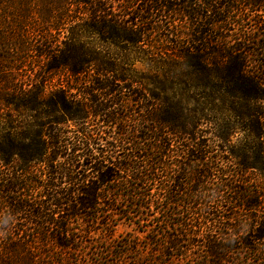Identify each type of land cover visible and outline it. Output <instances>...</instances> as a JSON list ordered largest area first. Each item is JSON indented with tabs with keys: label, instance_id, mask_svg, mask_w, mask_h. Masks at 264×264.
Wrapping results in <instances>:
<instances>
[{
	"label": "trees",
	"instance_id": "trees-1",
	"mask_svg": "<svg viewBox=\"0 0 264 264\" xmlns=\"http://www.w3.org/2000/svg\"><path fill=\"white\" fill-rule=\"evenodd\" d=\"M67 8L57 50L37 37L44 69L0 77L14 117L0 122V264H264V54L247 52L248 74L242 51L264 52L243 13L264 0H0V50L16 28L25 42L35 9L50 28ZM232 19L243 31L227 34ZM169 21L186 32L158 37L175 55L141 87L129 52ZM125 224L140 235H117Z\"/></svg>",
	"mask_w": 264,
	"mask_h": 264
},
{
	"label": "rangeland",
	"instance_id": "rangeland-1",
	"mask_svg": "<svg viewBox=\"0 0 264 264\" xmlns=\"http://www.w3.org/2000/svg\"><path fill=\"white\" fill-rule=\"evenodd\" d=\"M72 8H67L65 10H56L52 12V22L53 25L52 27L48 28L45 24L42 23V20L38 22V19L40 18L39 14H46L48 11L42 9L39 11H32V14L34 15V17L37 19L35 20V24H31V27H29L28 25V34L26 36L25 42H21V37L20 34L18 32V29L16 28V30L12 33V35H10V39H11V44H15V46L11 45V50L9 52L5 51L4 49L0 50V65H1V76L3 78V76H10L11 78H17V80H19V84H20V80L25 81L27 79L28 76L34 74V72H36L37 74H39V71L44 69V67L46 66V62L42 63V60H40V58L38 57V54L40 53V51L43 50L44 47H46L47 45H52V50H57V45L58 42H60V40L65 39L66 36V31L69 30L70 28H72V25H65L67 24L66 21L63 24V18L64 16H69L70 12H72ZM70 11V12H69ZM244 14L247 15H251V18H253L255 21L260 22L259 25H255L254 22H248L247 25H245V29L244 31H246L249 36L257 38V37H264V26L262 27L261 25L264 24V11H258V12H248L247 10L245 12H243ZM2 14V12H1ZM39 15V16H38ZM73 15V14H72ZM237 22V23H235ZM230 24L226 25V28L228 30L227 34H231V35H235L237 33L240 32V30L243 31V28H241L239 26L240 23H238V21H236V19H232V21H230ZM182 23H179L178 21H169L167 23H163V25L160 27V31H158L156 33V29L154 30L153 34H152V40L150 43V46H148V44H146L145 42L141 45H138L137 47H133L131 48L132 50L129 52L130 58L132 60V66L129 70L130 74L135 75V77L139 78H143V79H139L141 87L144 86V84H146L149 88H153L152 83H148L145 78L146 76L148 77H152L157 76L159 78V74H161L160 72L165 70L163 69V65L161 64V61L170 56V55H175V52L172 51L169 47H167L166 43L163 42L162 46L165 47V50H161V52H159L158 45L160 44L159 38L158 37H162L163 35H168V31H173L176 29H180L182 30L184 33L186 32L187 29V25L185 26L184 24L181 25ZM235 24V26H234ZM154 28V26L152 25L150 28ZM69 28V29H67ZM24 30H27V27L24 28ZM47 32V34H52L51 38L48 41L43 42L41 39H37L38 36H44L45 32ZM161 34V36H160ZM231 40V39H229ZM245 39H243L244 41ZM149 41V40H147ZM43 42V45H46L43 47V45L41 46V43ZM86 47H92L91 46V41L89 39L82 41ZM24 47H31L32 50L30 51H24L22 52V48L24 50ZM104 47V46H103ZM102 46L100 48H103ZM151 47V48H149ZM226 48H232L231 44L229 42V44H226ZM34 50H37V52L35 53ZM46 51H48L49 49H45ZM233 50V48H232ZM254 50V51H253ZM243 55H247V52H251V53H260V54H264V52H257L254 46H249L248 45L245 47V50H242ZM109 52H111L113 54V59H114V55L117 52V48H109ZM161 53V54H159ZM110 54V53H109ZM111 54V55H112ZM165 54V55H164ZM151 55L152 58L149 57H145V56H149ZM161 55L160 60L158 59ZM8 56H10L12 58L10 65H8L6 63L5 58H7ZM256 58L254 55H247L246 58V62H247V67L245 69V71H247L246 73H251V71L255 72V68H257L255 61ZM249 62V63H248ZM7 66H10L9 68H6ZM261 73V72H260ZM2 86V85H1ZM138 88L140 89L139 85H133V88ZM178 90H180V88H177ZM45 93L46 90H45ZM200 93L198 89H191L190 91L186 92V95L194 97L195 94ZM178 94H180V92H178ZM204 105V104H203ZM201 103H194V102H188V109L190 110H197L200 107L203 106ZM255 107L258 108V110L260 112H264V102L263 103H258L255 104ZM0 122L3 121V119L8 118L7 116H11V118H14L12 114H10L9 111H6L5 108L0 107ZM140 106L138 107H134V111L138 114H143L140 111ZM207 111H205L206 113V117L205 118H224L226 119L228 116H225L226 113H219L217 112L216 108H214L212 105L207 104L206 106ZM160 109L159 107L157 108V112H159ZM134 115H137V114ZM198 114V113H196ZM192 115V114H190ZM197 116V115H196ZM192 118V117H190ZM234 118V117H232ZM263 123H262V138L259 140V143L263 146L264 148V115L261 116ZM226 121V120H225ZM244 135L243 134H236L231 142L237 143L240 141V139H243ZM256 174H258V172H256ZM259 175V174H258ZM257 175H253L252 178H257ZM239 214L244 215V212H242L241 210L238 211ZM230 212H227V214ZM241 219V218H240ZM79 226V225H77ZM139 229H137L136 226H127L122 225L119 226L116 230L117 235L123 237V238H129L130 236H133L135 234L140 235V233L138 232ZM141 230V229H140Z\"/></svg>",
	"mask_w": 264,
	"mask_h": 264
}]
</instances>
